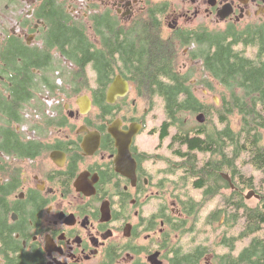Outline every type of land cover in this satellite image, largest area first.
I'll use <instances>...</instances> for the list:
<instances>
[{
	"label": "flooded vegetation",
	"instance_id": "1",
	"mask_svg": "<svg viewBox=\"0 0 264 264\" xmlns=\"http://www.w3.org/2000/svg\"><path fill=\"white\" fill-rule=\"evenodd\" d=\"M55 20L78 32H53ZM209 24L232 35L250 32L259 46L264 0H0V264H151L153 254L162 264L191 263V216L181 208L188 199L170 191L182 158L175 162L171 136L153 124L157 95L129 85L112 103L106 92L95 98L93 58H119L124 78L128 46L153 39L188 57L206 49ZM39 51L49 58L31 68ZM191 62L201 64L190 59L178 69ZM80 66L86 80L76 79ZM83 96L86 112L77 104ZM48 99L64 104L27 111ZM215 255L203 251L199 262Z\"/></svg>",
	"mask_w": 264,
	"mask_h": 264
},
{
	"label": "trees",
	"instance_id": "2",
	"mask_svg": "<svg viewBox=\"0 0 264 264\" xmlns=\"http://www.w3.org/2000/svg\"><path fill=\"white\" fill-rule=\"evenodd\" d=\"M65 26L55 20L53 32L58 33L60 27L66 28L68 33L78 32L67 25V21ZM258 37L259 46H253L250 32L241 36L226 31L216 35L209 32L206 49L194 50L187 57L189 60L200 58V70L192 67L180 72L176 51L167 53L153 39L147 40L140 49L128 46L124 54L131 57L123 56V62L127 64L123 77L130 80L135 93L157 95L155 97L163 102L161 137L171 136L168 146L182 158L178 169L184 173L188 168L190 184L200 192L198 200L188 196L186 203L189 204L182 202L183 214L195 219L208 202L220 197L218 206L206 216V223L212 224L223 217L224 225L228 227L219 241L221 252L215 251L217 255L213 264H264V193L261 192L259 199L245 198L244 191L255 187V178L246 176L240 168L250 165L259 170L263 176L260 185L264 186V29ZM54 40L51 43L59 44L60 41ZM238 45L242 48L239 49ZM59 52L64 55L62 50ZM103 56L96 54L93 58L98 88L91 90L92 95L99 91L104 95L114 76L121 74L119 58ZM44 57L49 58V55L43 51L33 52L31 68L38 67ZM66 58L81 60L83 57ZM14 62L21 71L25 70V65L18 63L17 56ZM80 67L76 79L86 80V73ZM26 70L31 74L32 70ZM198 72L201 76H194ZM24 74L22 72L17 80L25 79ZM33 76L32 72V79ZM193 77L195 83L191 81ZM42 79L48 81L49 77L43 75ZM214 81L224 89L216 94L219 105L194 93L195 84L202 85L208 92H217ZM200 112L205 115L203 123L192 120L186 125L183 114L194 116ZM233 117L239 118L238 128L230 123ZM37 144L31 142L30 146ZM15 173L18 177L19 169ZM224 174L233 179L234 188ZM228 233L232 235L228 237ZM247 238H250L248 244L234 254L237 242ZM212 245H196L190 264H201V253L211 252Z\"/></svg>",
	"mask_w": 264,
	"mask_h": 264
},
{
	"label": "rangeland",
	"instance_id": "3",
	"mask_svg": "<svg viewBox=\"0 0 264 264\" xmlns=\"http://www.w3.org/2000/svg\"><path fill=\"white\" fill-rule=\"evenodd\" d=\"M224 29H225V25L214 26V25L209 24L208 33L210 32L211 35H216L219 32H223ZM238 48L240 49V48H242V46L238 45ZM248 54H250V51H248ZM187 60L189 61V59H187V57L180 54L179 59H178V63H181V62L187 61ZM192 67H195L196 70L199 67L198 70H200V64L199 63L191 62L190 67L188 69H190ZM188 69H186V70L178 69V70L180 72H184V71H187ZM68 72L69 73L67 74V79H70L71 70H69ZM89 75L92 76V73L90 72ZM196 75H197V77H200L201 72L194 74V76H196ZM53 76H55L56 79L58 78V76H56L54 74H53ZM191 81L193 83H195L196 78L193 77ZM213 85H214V89L217 92H213V91L208 92L207 89L202 87V85L195 84L194 93L196 94V96H198L204 100H214V103L216 105H219L220 99H219V96L216 94H218V92L224 91V89L221 86H218V84L215 81L213 82ZM134 92H132V93L134 94ZM75 97H76L75 94L68 95L67 103H68V101H71L74 104ZM214 98H217L218 102H216ZM40 101H41V105L39 106L38 103H40ZM48 102L49 103H46V101H44V100H35L34 102H32L31 104H29L27 106V111L29 109L31 110V112H33L34 109H42L44 111V109H49V108L57 106V105L63 106V104H64V101H61L60 104L55 103V100H53V99L52 100L48 99ZM152 113L155 115V118L153 119V124L155 127H158L160 125V123L162 122L161 120H163V117H164L163 102L162 101L155 99L154 109H153ZM197 114H195L194 116H191L189 113L183 114L184 121H185L186 125L188 123H191L192 120L196 121L195 117ZM230 123L234 128H238L239 127L238 126L239 118L233 117L231 119ZM140 141H142V140H140ZM142 142L144 143V141H142ZM167 143H168V140H167V142H164L163 144H167ZM156 144H157V140L154 139V141L151 143V148L153 146H155ZM171 153H172V151H171ZM162 154L169 155L171 158L170 152L167 151L166 149L162 152ZM173 154L175 155V159H176L175 162H177V164H178L180 158L174 152H173ZM160 166H162V164H160ZM240 168H241V171L246 176H254V178H255V187L250 188L248 190H245L244 194L245 193L247 194L250 190H253L256 194H259V195H261V192L264 193V186L260 185L262 178H263L261 172L257 169L252 168L250 165H244V166H241ZM181 174H183L182 169H178V167H177L176 176H175V183L171 184L170 191L177 193V194H180L183 199H185V198L188 199V196H191V197H194L196 200H198L200 198V192L192 188L189 178H185V176L180 177ZM169 180H173V179L170 177ZM183 184L185 185L184 187L182 186ZM176 185H179V186H176ZM252 198H255V197H252ZM219 199H220V197H216L213 200H211L210 202H208L205 205V207L201 210V212L198 214L197 218L192 219L190 217L187 226H189V229L191 232L192 246L193 247H196V245H198V244H207V245L213 244L211 252H215V251H217L218 253L221 252V249H219V247H220L219 241L222 240L223 236H225V234L227 232V228H228L226 225H224V218L221 217L215 224L208 223V222L206 223V216L210 213V211L212 209H214L218 206ZM255 199H257V198H255ZM231 235H232L231 233L227 234L228 237H230ZM249 241H250V238H247L243 241H238L236 244V248H235L233 253L238 254L240 252V250L242 249V247L244 245L248 244ZM215 242H216V244H215ZM213 246H215V247H213ZM210 263L211 264L215 263V256L213 258L211 257L210 260L203 259L201 262V264H210Z\"/></svg>",
	"mask_w": 264,
	"mask_h": 264
},
{
	"label": "water",
	"instance_id": "4",
	"mask_svg": "<svg viewBox=\"0 0 264 264\" xmlns=\"http://www.w3.org/2000/svg\"><path fill=\"white\" fill-rule=\"evenodd\" d=\"M128 82L122 78L120 75H116L115 78L113 79V81L111 82V84L109 85V87L106 90V101L108 103H112L114 102V100L118 97V96H125L126 93L128 92ZM216 102H218L217 98H214ZM77 104L80 106V110L81 112H86L89 109L90 106V100L88 97L83 96L82 98H80L77 102ZM196 119L199 122H204L205 120V116L203 113H199L196 116ZM110 131L113 133V135L118 139V135L115 132L114 128H111ZM224 177L230 182V186L233 188L234 185L231 182V179L229 177L228 174H224ZM256 197V198H260V196L258 194H256L253 190H250L247 194H245V198L246 199H250L251 197ZM151 260V264H162L160 261L157 260V255L153 254L150 257Z\"/></svg>",
	"mask_w": 264,
	"mask_h": 264
}]
</instances>
